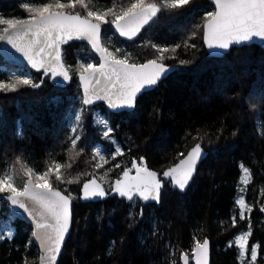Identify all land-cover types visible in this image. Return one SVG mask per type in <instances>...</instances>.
<instances>
[{
    "label": "trees",
    "instance_id": "16d2710c",
    "mask_svg": "<svg viewBox=\"0 0 264 264\" xmlns=\"http://www.w3.org/2000/svg\"><path fill=\"white\" fill-rule=\"evenodd\" d=\"M24 1L49 0H0V14L23 16L19 4ZM126 2L92 0L89 7L103 10ZM213 10L209 0H194L183 9L162 11L133 40L120 38L110 23L102 25L105 46L110 51L120 48V55L127 53L131 63L156 59L151 44L181 45L175 53L165 54L173 58L162 61L179 68L155 89L144 92L132 112L112 113L103 103L88 108L79 131L81 140L74 150L68 137L74 111L81 107L78 64L90 59L98 62L87 43L72 41L62 47L63 63L70 66L67 87H57L45 77L38 89L22 86L15 92H0V170L15 165L17 156L36 171L46 170L54 161L72 165L61 171L65 181L72 179L73 183H58L52 177L54 186L71 192L75 201L72 233L58 264H172L174 259L181 264L179 253L191 256L193 236L210 240L211 264H247L248 258L238 259L235 245L228 246L248 229V220H239L235 205L238 195L252 207L246 212L252 226L248 244L258 243L257 264H264V213L260 210V205L264 207V50L247 45L219 58L209 55L202 43V29L195 36L191 34L195 26L204 23L205 13ZM76 11L86 15L79 6ZM185 41L194 47H186ZM21 72L41 82L42 72L13 65L0 56V79ZM53 96L60 98L59 105L50 103ZM96 108L113 129L115 143L103 139V125L93 117ZM195 143H201L208 154L183 194L167 183L159 204L139 202L131 206L115 195L102 201H78L81 184L91 175L86 170L96 162V148L108 158L106 165H120L110 171L114 179L125 168L130 169L134 159L140 161L142 157L149 168L162 173ZM117 145L123 155L111 159ZM81 148L84 151L77 155ZM241 164L250 170L248 185L240 181ZM14 174L21 186L26 177L19 165H15ZM234 213L237 223L232 227ZM8 224L12 238H0V264H38L31 226L12 216L3 201L0 231L5 236Z\"/></svg>",
    "mask_w": 264,
    "mask_h": 264
},
{
    "label": "snow or ice",
    "instance_id": "6c2138e0",
    "mask_svg": "<svg viewBox=\"0 0 264 264\" xmlns=\"http://www.w3.org/2000/svg\"><path fill=\"white\" fill-rule=\"evenodd\" d=\"M91 3L92 0L21 2L19 8L27 14L26 18L19 16L5 18L0 15V47L6 52L14 50L13 55L19 54V57L26 61L27 66L43 73L40 83L34 82L30 75L23 72L12 73L7 80L0 79V92H15L22 86L38 89L44 78L49 76L54 83L57 82V77L62 78L63 82H69L70 66L63 63L61 45L73 39L86 40L91 45L92 51L99 55V61L78 64L77 74L83 95L80 99L81 110L75 115L77 126L82 121L83 113L94 105L95 101H106L108 108L115 112L134 109L138 94L156 86L166 77L169 69L162 61L173 57H166L165 54L175 53L181 45L162 47L151 44L157 53L156 59L148 60L143 64L130 63L127 53L120 55L122 52L120 48L110 51L105 46L102 25L110 23L121 37L131 40L145 25L157 17L158 13L183 9L192 5L194 0H127L126 3L119 5L113 3L112 7L103 10L89 7ZM211 3L215 6L214 10L205 13L204 23L195 26L196 31L191 34L195 36L197 31L202 29L204 43L209 49L227 50L233 44H246L257 37L264 41V0H211ZM78 6L84 9L86 15L76 11ZM109 16L112 17L110 21ZM184 45L194 47L188 45L187 41ZM180 63L185 64L187 61ZM60 102V98L56 96L50 99L51 104L59 105ZM96 122L103 125V139L115 143L111 136L113 129L108 121L97 119ZM77 126L72 127V134L68 137L73 150L81 140ZM83 151L84 149L81 148L76 154L79 155ZM120 155H123V152L117 145L114 152L110 153V158L115 159ZM180 155L183 159L164 170L162 177L144 166L143 158H140L139 163L134 160L130 169L125 168L120 177L111 182L107 192L95 178L85 182L81 189L83 193L81 198H104L109 194H116L129 201L131 206L139 202L159 204L167 183L181 192L187 190L204 152L201 144L196 143L186 155L183 153ZM93 159L97 160L95 168H102L108 163V158L99 149L93 153ZM15 165H19L26 177L22 187L16 184ZM15 165L0 170V201L9 203L11 206L9 211L12 215L26 213L32 219L34 223L32 237L40 244V264H56L62 243L70 231L73 196L71 192L64 195L57 190L52 177L54 176L58 183H73L72 179L65 181L61 171L65 166L70 168L72 165L54 161L41 172L29 166L20 156H17ZM115 167L119 168L120 165L116 164ZM240 167L243 173L240 181L248 185L251 181L250 170L243 164ZM132 170H135V175L131 174ZM108 171L104 176L108 175ZM239 191H246V188ZM235 205L238 206L239 220H248L247 231L236 235L228 244L229 247L234 245L237 247L239 259L244 258L248 253L252 226L246 212L250 213L252 207L246 204L243 195L236 197ZM260 210L264 212V207ZM143 214L144 208L141 206L139 215L142 217ZM129 215H132L131 210ZM236 223L237 215L234 213L231 217L232 227H235ZM4 231L7 235L0 231V238L11 239V229ZM193 240L195 243L190 249L191 257L188 252H180V261L182 264H191V260H194L195 264H208V239L205 238L201 242L193 236ZM28 243L30 245L31 241ZM258 249V244L251 245V264H257ZM172 264H177V261L174 259Z\"/></svg>",
    "mask_w": 264,
    "mask_h": 264
},
{
    "label": "water",
    "instance_id": "95a60500",
    "mask_svg": "<svg viewBox=\"0 0 264 264\" xmlns=\"http://www.w3.org/2000/svg\"><path fill=\"white\" fill-rule=\"evenodd\" d=\"M209 2L211 3V0H209ZM213 6H214V4H213ZM214 7H215V6H214ZM147 25H148V24H147ZM147 25H145V26L141 29V31H142ZM112 27H113L115 33H116L120 38H122V39H124V40H129V39H127L126 37H121V36L119 35V33L116 31V29L114 28V26H112ZM141 31H140L135 37H133L131 40L135 39V38L141 33ZM72 41H74V42H84V43H87V44H88V42H87L86 40L73 39V40L68 41V43L61 45V51H62V47H63V46L69 44V43L72 42ZM202 43H203V45H204L206 51L208 52V54L211 55L212 57H215V58L222 57L223 55L227 54V53H228L231 49H233V48H238V47L247 46V45H258L259 47H261V48L264 50V41H262V40H261L260 38H258V37H257V38H254L253 40H251V41H249V42H247L246 44H233V45H231L230 48L227 49V50L209 49L208 46L204 43L203 36H202ZM88 45H89V47L91 48V45H90V44H88ZM91 51H92V49H91ZM13 53H14V50H11V51H9V52H6V51L4 50L3 47H0V56H1L6 62L11 63V64H13V65H17V66L24 67V68H26V69H28V70H30V71H33V72H37L35 69H31L29 66H27L26 61H24L22 57H19V54H15V55H13ZM92 53L97 57V59H98V61H99V55H98L97 53L93 52V51H92ZM150 60H151V59H150ZM147 61H148V60H147ZM147 61L139 62V63H137V64H143V63H146ZM130 63H131V62H130ZM164 64H165V65L168 67V69H169V71H168L166 77H168L172 72H174L175 70H177V69L179 68V66L176 65V64H168V63H164ZM166 77H165V78H166ZM165 78H163V79H165ZM163 79H162V80H163ZM49 80H50L51 84H53V85H55V86H57V87H61V88H65V87H67V86L70 84V82H71V80H70L69 82H63V81H62V78L57 77V78H56V81H57V82L54 83V82H53V79H52L50 76H49ZM162 80H161V81H162ZM161 81H160V82H161ZM78 82H79V86H80V89H81V96H82V95H83V88H82V86H81V84H80L79 76H78ZM160 82H159V83H160ZM159 83H158V84H159ZM158 84H157V85H158ZM157 85L154 86V87H152V88H148L147 90H144V91H142L140 94H138V97H137V100H136V104H135V108H134V109H131V110H129V109H122V110H120L119 112H115V111H113L112 109H109V108H108V105H107L106 101H102V100H101V101H95L94 105H92V106H90V107H93V106H95V105H97V104H99V103H103V104L105 105V107L107 108V110H108L109 112H112V113L132 112V111H134V110L136 109V107H137V103H138V99H139V97H140L144 92H147V91H150V90L155 89V88L157 87ZM93 99H95V98H93ZM195 144H196V143H195ZM195 144H194L193 146H195ZM200 144H201V143H200ZM193 146H192V147H193ZM201 146H202V144H201ZM192 147H190L189 150H190ZM202 149H203L204 155H203V157L200 159V161L198 162V164H197V168H196V171H197V169H198L200 163L206 158V156H207V154H208V152L206 151V149H205L203 146H202ZM189 150H188V151H189ZM188 151H187V152H188ZM187 152H186L184 155H186ZM142 158H143V157H142ZM180 159H183V156H182ZM180 159H179L176 163H178V162L180 161ZM134 160L137 161L136 159H134ZM134 160H133V161H134ZM143 160H144V158H143ZM133 161H132V162H133ZM137 163H139V161H137ZM176 163H174V164H176ZM174 164H172L171 166H173ZM144 166H146V167H147L149 170H151V171H155L159 176L162 177V173H163V172H162V173H159L158 171L149 168V167L147 166L145 160H144ZM171 166H169V167H171ZM169 167H167V168H169ZM167 168H166V169H167ZM166 169H165V170H166ZM131 174H132V175H135V170H132ZM195 174H196V172H195ZM194 176H195V175H194ZM119 177H120V176H119ZM119 177L114 178V179L112 180V182L115 181L116 179H118ZM93 178H95L96 181H97V183H99V184L105 189L103 183H102V182H101V181H100L95 175H91L89 178H87L86 180H84V181L82 182V184H81L80 191H79V195H78V201H79L80 203L102 201V200L106 199L108 196H114V195L117 196V197H119V196L116 195V194H109V195L105 196L104 198L82 199L81 197H82L83 193H82L81 189H82V187H83V184H84L85 182H87L88 180H91V179H93ZM193 178H194V177H193ZM33 180H34V178H33ZM192 181H193V179L191 180L190 185H191ZM170 185H171V184H170ZM190 185H189V186H190ZM189 186H188V188H189ZM171 187H172V186H171ZM56 188H57V187H56ZM188 188H187V190H188ZM172 189H173V190H176L177 192H179V193H181V194H183V193H185V192L187 191V190H186L185 192H181V191H179L178 189H175V188H173V187H172ZM57 190H60L64 195H67V193H65L64 191H62L60 188H57ZM105 191L107 192L108 190L105 189ZM119 198H121V197H119ZM5 202H6V201H5ZM74 202H75L74 199H72V200H71V226H70V231H69V233L66 235V238H65L64 242L62 243L61 251H60V253L57 255L56 264H58L59 259H60V256H61V252H62V250H63V248H64V245H65L66 241L68 240V238L70 237V234L72 233L73 223H74V219H73V207H74ZM2 203H3V201H0V211H1V209H2ZM6 204L9 206V209H10L11 206L9 205V203L6 202ZM156 204H157V203H156ZM20 211L22 212V210H20ZM9 212H10V211H9ZM10 214L12 215L11 212H10ZM12 216H14V217H16V218H18V219L24 221L25 223L29 224V225L31 226V228H32V231H33V229H34V223H33L32 219H31L30 217L27 216L26 213H25V214H22V215H18V216H16V215H12ZM206 239H208V238H206ZM32 240H33V243L35 244V246H36L37 249H38V264H40V261H39V256H40V254H41V251H40V244H39V241L35 240L33 237H32ZM208 241H209L208 264H211V260H212V246H211V242H210L209 239H208ZM201 242H202V241H201ZM181 264H182V261H181ZM191 264H195V261H194V260H191Z\"/></svg>",
    "mask_w": 264,
    "mask_h": 264
},
{
    "label": "rangeland",
    "instance_id": "374dc122",
    "mask_svg": "<svg viewBox=\"0 0 264 264\" xmlns=\"http://www.w3.org/2000/svg\"><path fill=\"white\" fill-rule=\"evenodd\" d=\"M24 2H29V1H24ZM49 2V1H48ZM22 14H23V16H19V15H15V16H19V17H25L26 18V13H24L23 12V10H22ZM1 15V14H0ZM4 16V15H3ZM5 18H11V17H13V16H11V17H7V16H4ZM88 62H93L92 61V59H90ZM94 63V62H93ZM81 107H82V105H81ZM81 107H78L77 108V110H75L74 111V115H73V117H72V121H71V129H72V127L73 126H77V121H76V119H75V115L81 110ZM89 108H93V107H89ZM83 115H84V113H83ZM93 117H94V121L96 122L97 121V119H103V120H105L104 119V116L101 114V110L99 109V108H96V109H94L93 110ZM82 125H83V118H82V121L80 122V124L77 126V133L79 134V131L81 130V128H82ZM97 149H99V148H96V150L95 151H97ZM99 151L100 152H102V150L101 149H99ZM103 153V152H102ZM97 163V160H96V162H95V164ZM95 164L93 165V167L92 168H90V169H87L86 170V173H88L89 175L91 174V175H95L102 183H103V185L104 186H108V188H110V185H111V182H112V176H111V174H110V171H108L109 169H111L112 170V168H114L115 166L113 165H111V166H108V165H106V164H104L103 165V167L102 168H95ZM116 168V167H115ZM114 168V169H115ZM44 171V170H43ZM106 171H108V175L107 176H104V173L106 172ZM42 172V171H41ZM121 174V173H120ZM120 174L118 175V176H120ZM90 175V176H91ZM34 179H35V177H33ZM18 183H19V180H17L16 179V184H17V186H19L18 185ZM19 187H22V185L21 186H19ZM68 194V193H67ZM7 195V194H6ZM261 207H263V206H261ZM8 228H10L11 229V232H12V228H11V226L8 224L7 226H6V229H8ZM240 234V233H239ZM252 244H258L257 242H252L250 245L248 244V253H247V255L244 257L245 259L246 258H248V261H247V264H251V255H250V248H251V245ZM191 257V256H190ZM244 258H241L242 260L244 259Z\"/></svg>",
    "mask_w": 264,
    "mask_h": 264
},
{
    "label": "bare ground",
    "instance_id": "6f19581e",
    "mask_svg": "<svg viewBox=\"0 0 264 264\" xmlns=\"http://www.w3.org/2000/svg\"><path fill=\"white\" fill-rule=\"evenodd\" d=\"M260 206H262V205H260ZM261 209V208H260Z\"/></svg>",
    "mask_w": 264,
    "mask_h": 264
},
{
    "label": "flooded vegetation",
    "instance_id": "af4514ba",
    "mask_svg": "<svg viewBox=\"0 0 264 264\" xmlns=\"http://www.w3.org/2000/svg\"><path fill=\"white\" fill-rule=\"evenodd\" d=\"M264 213V212H263Z\"/></svg>",
    "mask_w": 264,
    "mask_h": 264
}]
</instances>
